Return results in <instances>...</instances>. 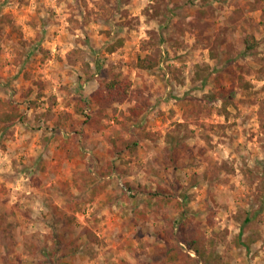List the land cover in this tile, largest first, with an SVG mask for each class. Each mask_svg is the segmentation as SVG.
<instances>
[{
	"label": "rangeland",
	"instance_id": "374dc122",
	"mask_svg": "<svg viewBox=\"0 0 264 264\" xmlns=\"http://www.w3.org/2000/svg\"><path fill=\"white\" fill-rule=\"evenodd\" d=\"M0 99V264H264V0H0Z\"/></svg>",
	"mask_w": 264,
	"mask_h": 264
},
{
	"label": "trees",
	"instance_id": "16d2710c",
	"mask_svg": "<svg viewBox=\"0 0 264 264\" xmlns=\"http://www.w3.org/2000/svg\"><path fill=\"white\" fill-rule=\"evenodd\" d=\"M256 39L254 36H248L245 38V46L246 50L251 51L256 47ZM145 59H140L139 64L144 68H153L155 66L154 62H150L149 65H146ZM133 88V83L128 78H121L120 76H115L111 79H108L105 83L102 84L101 89L97 90L94 94L95 100L98 104L104 105H112L115 103H123L128 96L130 95ZM23 115L20 112L19 108L11 103L10 101L0 99V133L4 131L8 125L16 120L22 119ZM132 189V187H130ZM163 191V190H162ZM161 190H159L158 195L161 194ZM249 220V219H247ZM189 250L195 251L201 259H204V251L203 247L200 245V241L196 236L187 235L183 239ZM63 242V238L60 235H56L53 238V247L52 252L48 253V255H55L58 253L59 249H61V244ZM179 251L183 249L176 245ZM173 253V251H169V254ZM189 254V253H187ZM190 256V255H189ZM54 261V260H53ZM51 261V262H53Z\"/></svg>",
	"mask_w": 264,
	"mask_h": 264
}]
</instances>
